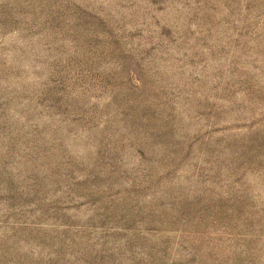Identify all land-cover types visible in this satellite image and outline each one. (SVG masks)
<instances>
[{
  "label": "rangeland",
  "instance_id": "rangeland-1",
  "mask_svg": "<svg viewBox=\"0 0 264 264\" xmlns=\"http://www.w3.org/2000/svg\"><path fill=\"white\" fill-rule=\"evenodd\" d=\"M0 264H264V0H0Z\"/></svg>",
  "mask_w": 264,
  "mask_h": 264
}]
</instances>
